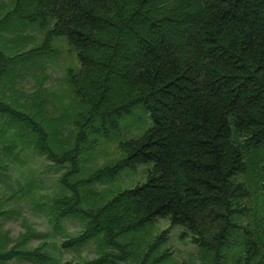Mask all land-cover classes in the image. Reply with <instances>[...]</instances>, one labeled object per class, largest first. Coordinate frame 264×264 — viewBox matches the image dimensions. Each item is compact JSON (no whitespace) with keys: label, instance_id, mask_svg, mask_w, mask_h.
<instances>
[{"label":"trees","instance_id":"trees-1","mask_svg":"<svg viewBox=\"0 0 264 264\" xmlns=\"http://www.w3.org/2000/svg\"><path fill=\"white\" fill-rule=\"evenodd\" d=\"M9 6L0 29L15 17H41L42 28L48 17L53 23L38 47L0 49V77L21 56L52 52L53 39L64 35L81 62L66 73L80 110L69 116L77 126L73 146L47 148L38 112L0 98V172L20 149L77 167L83 143L95 144L96 132L142 105L151 125L123 144L126 156L80 182L111 179L140 163L148 165L144 179L85 208L78 180L71 185L65 172L61 179L76 198L60 196L62 211L79 214L87 232L104 230L111 241L167 216L183 225L182 235L191 233L198 264H264V0H11ZM40 99L48 103L42 93ZM246 210L252 221L244 223ZM39 247L0 249V264L18 254L43 259Z\"/></svg>","mask_w":264,"mask_h":264},{"label":"rangeland","instance_id":"rangeland-1","mask_svg":"<svg viewBox=\"0 0 264 264\" xmlns=\"http://www.w3.org/2000/svg\"><path fill=\"white\" fill-rule=\"evenodd\" d=\"M10 1L0 0V17L10 9ZM41 19L38 17L31 22L15 17L12 25L0 29V49L12 54L40 46L53 23V18L48 17V24L42 28ZM50 51L9 62L0 77V98L15 101L20 108L32 113L38 112L37 118L47 131L46 147L60 149L62 144L65 149L73 146L77 129L69 116L74 118L80 110L79 98L67 81L66 73L68 69H79L81 62L64 35L53 39ZM41 93L47 104L41 101ZM0 123L4 122L0 120ZM150 123L149 111L137 105L119 119L117 126L103 127L96 132L95 144L91 145L90 140L83 143L77 167L67 158L58 161L45 152L18 150V160L9 161V166L0 172V208L5 210L0 213V249L32 250L40 245L38 249L45 252V256L33 260L18 254L6 263L65 264L70 261L82 264L96 258L103 263L93 264H188L192 260L200 263L199 246L191 233L182 235L183 225L170 224L167 216L152 220L138 233H133L138 230L130 231L111 241L104 230L87 232L86 220L77 213L62 211L58 201L62 195L76 198L61 179L65 172L70 173L66 178L71 185L78 180L75 192L80 195V206L85 208L94 207L92 202L102 204L112 191L143 180L148 167L145 163L123 168L111 179L90 184L80 182L101 164L114 163L126 156L123 144L140 136ZM261 173L264 179V162ZM251 200L246 197L243 203L248 206ZM250 220L246 210L240 221ZM83 231L84 236L79 241L73 239ZM164 252L167 253L165 258L159 260Z\"/></svg>","mask_w":264,"mask_h":264}]
</instances>
